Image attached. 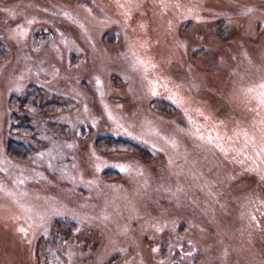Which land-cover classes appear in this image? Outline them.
Instances as JSON below:
<instances>
[{"label":"rangeland","instance_id":"1","mask_svg":"<svg viewBox=\"0 0 264 264\" xmlns=\"http://www.w3.org/2000/svg\"><path fill=\"white\" fill-rule=\"evenodd\" d=\"M260 166L264 0H0V264H264Z\"/></svg>","mask_w":264,"mask_h":264},{"label":"trees","instance_id":"2","mask_svg":"<svg viewBox=\"0 0 264 264\" xmlns=\"http://www.w3.org/2000/svg\"><path fill=\"white\" fill-rule=\"evenodd\" d=\"M33 88V90L36 92V90H38V89H35V88H38V87H32ZM32 95H35V97L33 98V99H30L29 97L26 99V102H30L31 103V106H33L34 108H37L38 109V107H39V104L41 103L40 101H39V103L37 104L36 103V101H37V96L36 95H39V94H32ZM253 98V97H252ZM253 102V101H252ZM250 110H252L251 111V113H253V116L254 117H256V115H257V113L256 112H258V109H257V105L255 106V104H253L252 106L250 105ZM106 141H107V143L108 144H119L120 142H122V141H124V140H116L115 138H111V139H109V138H107L106 139ZM125 142V141H124ZM128 142V141H127ZM127 142H125V144H128L127 145V147H130L131 145L129 144V143H127ZM23 145H25L24 143H23ZM26 146V145H25ZM126 147V148H127ZM26 149V148H25ZM241 151V150H240ZM239 152V151H238ZM243 152V151H242ZM244 153H245V151H244ZM261 167V174H262V178H264V167H262V166H260Z\"/></svg>","mask_w":264,"mask_h":264},{"label":"snow or ice","instance_id":"3","mask_svg":"<svg viewBox=\"0 0 264 264\" xmlns=\"http://www.w3.org/2000/svg\"><path fill=\"white\" fill-rule=\"evenodd\" d=\"M22 231H23V229H22Z\"/></svg>","mask_w":264,"mask_h":264}]
</instances>
